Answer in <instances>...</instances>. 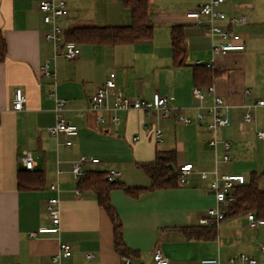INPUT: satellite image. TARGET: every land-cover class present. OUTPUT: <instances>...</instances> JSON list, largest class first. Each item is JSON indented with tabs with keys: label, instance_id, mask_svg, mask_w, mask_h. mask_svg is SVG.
Here are the masks:
<instances>
[{
	"label": "crops",
	"instance_id": "1",
	"mask_svg": "<svg viewBox=\"0 0 264 264\" xmlns=\"http://www.w3.org/2000/svg\"><path fill=\"white\" fill-rule=\"evenodd\" d=\"M39 1L0 0V31L7 44L6 59L0 63L1 260L38 264L57 254L60 242H66L73 253L63 256L61 264H123L115 249L112 221L94 193L87 191L75 197L77 181L69 174L60 178V233L29 236L30 232L52 225L45 206L54 196L49 186L56 180L58 162L68 170L70 162L80 156L98 158L100 163L89 165L88 171L117 169L122 173L117 181L129 188L149 187L150 178L139 165L154 163L169 152H175V165L171 168L176 172L184 163H193L197 171L215 169V154L209 145L213 133L204 125L186 126L176 123L173 117L150 119L140 111H131L121 113L117 127L109 122L98 126L95 115L87 111L88 98L112 71L117 75L116 93L121 96L150 99L159 93L170 97L174 108L193 107L198 103L193 88L210 86L203 77L206 67L197 62L207 63L214 58L211 70L218 75L211 85L232 106L231 126L217 131L220 140L232 144V160L221 164L219 170L223 174L245 175L248 183L257 175L259 188L264 191V139L256 134L264 131V108L256 110V123L244 121L246 106L264 96V90L257 85L261 71L264 72V6L259 9L256 0H228L224 5L226 12L244 14L249 19L248 26L239 29L246 40L242 52L213 57L205 29L194 27L185 15L204 0H150V18L155 25L151 40L115 47L78 44L75 60L55 61L53 45L44 37L49 27L36 11ZM66 1L68 15L60 21L66 31L132 23L131 11L122 0ZM173 26H184L187 57L182 66L173 59ZM46 61L56 70V85L41 75ZM19 88L27 98L22 111L13 109ZM248 89H252L251 95L246 94ZM52 91L69 101L66 117L79 129L70 147L65 146L63 137L57 139L47 131L56 121L55 100L49 97ZM155 128L162 129L158 139L151 131ZM137 135L140 138L134 141ZM104 140L110 142L113 155L103 149L106 157L96 152L95 146ZM27 152L35 159L34 171L45 176L41 190L18 189V173L26 170L22 158ZM219 152L223 153L222 146ZM212 178L202 181L193 177L189 186L146 191L136 198L121 189L111 192L112 204L123 223L124 241L138 253L136 262L151 264L152 252L158 248L171 264H199L206 258L226 263L228 257L237 253L261 257L264 225L250 227L247 213L227 217L216 227L215 237H197L193 233L208 228L201 226L199 220L216 205L207 192ZM86 253L95 258L87 259Z\"/></svg>",
	"mask_w": 264,
	"mask_h": 264
},
{
	"label": "built area",
	"instance_id": "2",
	"mask_svg": "<svg viewBox=\"0 0 264 264\" xmlns=\"http://www.w3.org/2000/svg\"><path fill=\"white\" fill-rule=\"evenodd\" d=\"M228 0H204L197 8L186 12V18L191 21L194 27L205 29L211 40L210 49L213 57L225 56L232 52H242L246 49V40L240 34L239 29L248 26L249 19L244 14H232L224 10V5ZM36 11L42 15V22L49 30L45 31L46 41L52 43L54 49L53 59L56 61L63 58L66 61L75 60L79 53L78 44L68 42L65 39L66 30L61 26L60 21L68 15V3L66 0H40L36 5ZM214 58L205 63L198 61L197 65H203L206 68H212ZM42 77L54 81L57 84L56 70H52L50 61H46L42 66ZM117 75L115 71L109 73L105 83L99 86L88 98L87 111L95 115V122L98 126L111 123L119 126L121 123V113L131 111H140L145 117L153 119L159 118L167 120L173 117L178 124L182 125H204L213 133L209 141L210 147L215 154V169L213 171H197L193 163H184L177 167L178 181L181 186H189L193 177H199L200 180L212 178L207 192L215 199V206L208 209L206 214L201 217L199 224L203 227H217L226 219L227 212L236 204V189L248 183L245 175L241 174H223L219 170L221 164L229 163L232 160L233 147L228 141L220 140L217 131L222 128L230 127L232 124V106L218 94L214 85L205 88L195 86L192 90L198 103L193 107L174 108L171 106L170 97L155 93L150 99L139 97L121 96L116 93ZM252 89L246 90L247 95H251ZM49 97L55 100V124L47 128L48 133L55 137L65 139V146L72 145V139L78 137V126L69 121L66 112L70 105L69 101L57 97L55 91L50 92ZM27 98L23 89L19 88L15 92L13 100V109L22 111L25 108ZM264 108V96L257 99L256 102L246 106L244 121L246 123H256L255 112L257 109ZM193 111L194 115L190 114ZM155 138H160L162 129H152ZM257 136L264 139V131H257ZM140 138L139 135L133 138L134 141ZM220 146L223 153L220 155ZM24 168L28 171H34L36 162L33 155L27 152L22 158ZM100 159L80 156L77 160L70 162L69 169L61 168V162H58L56 180L49 186V190L54 193L45 206L46 212L51 220V227H41L38 231L30 232L29 236L37 238L39 235L51 233H60L61 209L60 195L63 189L60 185V178L64 174H69L71 179L78 181L89 171V165L99 164ZM118 170H109L106 172V180L114 183L121 176ZM83 192L79 189L74 190V195L79 198ZM249 226L256 228L264 225V219L256 218L255 213L250 212L247 215ZM261 257L249 255L247 253H237L228 257L226 263H222L216 258H206L199 264H264V245L260 246ZM73 248L69 243L60 242L59 252L53 255L49 260L38 264H61L63 256H71ZM86 258L91 260L95 258L92 253H86ZM123 264H145L136 262L129 256L121 255ZM0 264H20L14 262H5L0 259ZM151 264H171L170 259L164 252L158 248L152 252Z\"/></svg>",
	"mask_w": 264,
	"mask_h": 264
},
{
	"label": "trees",
	"instance_id": "3",
	"mask_svg": "<svg viewBox=\"0 0 264 264\" xmlns=\"http://www.w3.org/2000/svg\"><path fill=\"white\" fill-rule=\"evenodd\" d=\"M123 5L131 11L132 23L129 26L117 27H84L66 31L65 39L76 44L109 45L119 46L133 44L139 41L151 40L154 36L155 25L150 18V0H122ZM171 42L174 63L178 66L185 64L187 57V46L184 35V26H173L171 28ZM7 56V44L0 31V63ZM203 75L205 83L211 85L213 79L218 75L211 68H205ZM196 79L199 78L195 74ZM202 79V77L200 78ZM201 87V86H200ZM175 152L159 156L154 163L140 164L139 167L150 178L151 184L147 188H129L118 181L111 183L106 180V172H91L77 181V188L82 192H92L96 196L98 204L105 210L114 227L115 249L120 255L129 256L132 259L138 253L130 249L123 235V223L112 204L111 192L121 189L132 197H138L146 191L158 189L175 188L179 186L178 173L171 167L175 165ZM177 174V175H176ZM257 175H253L247 185L236 189L237 202L227 212V217L238 213L253 212L258 219H264V191L258 185ZM45 187V176L41 171L22 170L18 173V189L21 191L41 190ZM205 228V227H204ZM207 228V227H206ZM216 227L207 228L204 232L195 234L199 237H215Z\"/></svg>",
	"mask_w": 264,
	"mask_h": 264
},
{
	"label": "rangeland",
	"instance_id": "4",
	"mask_svg": "<svg viewBox=\"0 0 264 264\" xmlns=\"http://www.w3.org/2000/svg\"><path fill=\"white\" fill-rule=\"evenodd\" d=\"M256 1H257L256 4L258 5L259 9H260L261 6H264V2H262L263 0H256ZM263 76H264V72L262 70L260 75H259L258 84H257L259 90H260V88L264 90V77ZM261 77H263V78L261 79ZM95 149H96V152L99 151V154H101L104 157H106L105 155H103L104 151L106 153H108L109 155H113L114 154V152L111 150L110 142H108L107 140L106 141L104 140L102 142H98L97 146H95ZM102 149L104 150L103 152L101 151ZM107 162H109V161H105V163H107ZM104 168H106V167H104ZM107 169H108V167H107ZM110 170H117V169H110ZM136 170L137 169H135L134 171H136ZM142 175H143L144 178L146 177L144 174H142ZM261 186H264V182L262 183Z\"/></svg>",
	"mask_w": 264,
	"mask_h": 264
},
{
	"label": "bare ground",
	"instance_id": "5",
	"mask_svg": "<svg viewBox=\"0 0 264 264\" xmlns=\"http://www.w3.org/2000/svg\"><path fill=\"white\" fill-rule=\"evenodd\" d=\"M177 175V174H176Z\"/></svg>",
	"mask_w": 264,
	"mask_h": 264
}]
</instances>
